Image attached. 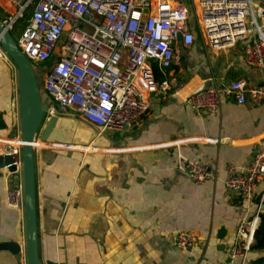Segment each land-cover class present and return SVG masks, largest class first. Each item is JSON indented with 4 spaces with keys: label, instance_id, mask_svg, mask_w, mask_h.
<instances>
[{
    "label": "crops",
    "instance_id": "1",
    "mask_svg": "<svg viewBox=\"0 0 264 264\" xmlns=\"http://www.w3.org/2000/svg\"><path fill=\"white\" fill-rule=\"evenodd\" d=\"M0 12L1 21L16 6L0 0ZM176 49L178 62L157 79L168 80L169 89L148 95L149 109L132 128L101 131L70 109L60 113L47 142L39 136L34 166L42 261L241 264L229 261V248L240 221L256 212L264 184L258 181L247 202L228 189L227 166L243 169L253 159L264 138V102L224 98L212 115L185 105V99L198 88L238 79L262 85L264 68L247 63L242 43L214 49L200 33L192 45ZM40 66L43 75L49 65ZM191 137L197 139L183 141ZM21 138L18 69L11 58H0V154ZM187 160L209 163L217 178L195 183L184 171ZM14 184L8 168L0 169V243L21 246L19 252L0 249V264H28L25 207L6 201ZM182 231L197 237L191 252L175 244ZM259 256L250 250L245 264Z\"/></svg>",
    "mask_w": 264,
    "mask_h": 264
},
{
    "label": "built area",
    "instance_id": "2",
    "mask_svg": "<svg viewBox=\"0 0 264 264\" xmlns=\"http://www.w3.org/2000/svg\"><path fill=\"white\" fill-rule=\"evenodd\" d=\"M12 2L16 12L0 22L12 33L24 19L16 40L19 48L32 62L48 63L43 83L47 115L73 109L101 131L127 130L139 121L149 109L148 95L166 93L170 87L168 80H157L156 67L164 70L178 62L177 45H192L197 33L214 49L242 43L247 63L264 68V0H194L193 8L185 0ZM0 58H10L1 43ZM224 98L260 104L264 84L250 85L238 79L201 87L185 99V105L213 115ZM16 140L9 152L15 166L9 173L16 184L7 188L6 201L14 208H24L22 141ZM256 146L245 168L227 166L228 189L247 202L253 200L258 181L264 184V138ZM183 168L195 183L217 178L216 170L206 162L187 160ZM263 208L264 187L256 212L238 225L236 241L229 248L230 262L247 261ZM174 240L186 252L197 244V237L188 231L177 233Z\"/></svg>",
    "mask_w": 264,
    "mask_h": 264
},
{
    "label": "water",
    "instance_id": "3",
    "mask_svg": "<svg viewBox=\"0 0 264 264\" xmlns=\"http://www.w3.org/2000/svg\"><path fill=\"white\" fill-rule=\"evenodd\" d=\"M0 43L15 62L19 75L22 120L21 153L25 187L28 264H57L52 261H42L38 252L34 152L39 136L43 142L49 139L61 111L57 109L53 115L47 117L48 101L42 97L35 64L19 48L13 34L1 22ZM13 161L14 156L12 154H0V169L14 170ZM0 249L19 252L21 246L19 243L2 242Z\"/></svg>",
    "mask_w": 264,
    "mask_h": 264
},
{
    "label": "trees",
    "instance_id": "4",
    "mask_svg": "<svg viewBox=\"0 0 264 264\" xmlns=\"http://www.w3.org/2000/svg\"><path fill=\"white\" fill-rule=\"evenodd\" d=\"M166 69L161 70L160 68L156 67L155 73L158 80L166 77ZM250 250L260 253L259 257L251 260V264H264V208L260 213V222L258 228L256 229L254 242L252 243Z\"/></svg>",
    "mask_w": 264,
    "mask_h": 264
},
{
    "label": "rangeland",
    "instance_id": "5",
    "mask_svg": "<svg viewBox=\"0 0 264 264\" xmlns=\"http://www.w3.org/2000/svg\"><path fill=\"white\" fill-rule=\"evenodd\" d=\"M187 1L190 3V5L193 8V1L194 0H187ZM26 17H27V14H26ZM23 24H24V19L20 20V22L17 23V28L16 29H19ZM12 34L14 35L15 40H17L20 33H19V31H15V32H12ZM33 63L35 64V70H36V73H37V76L39 78V82H40V85H41L42 97H43L44 100L47 101L48 97H47V95H46V93H45V91L43 89L44 80L42 79V78H45V74L43 73V75H42V68H41L40 65H38V63H36V62H33ZM47 117H48V115H47Z\"/></svg>",
    "mask_w": 264,
    "mask_h": 264
}]
</instances>
